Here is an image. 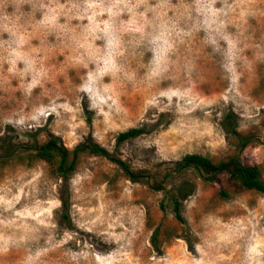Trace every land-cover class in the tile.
Listing matches in <instances>:
<instances>
[{"label":"rangeland","instance_id":"374dc122","mask_svg":"<svg viewBox=\"0 0 264 264\" xmlns=\"http://www.w3.org/2000/svg\"><path fill=\"white\" fill-rule=\"evenodd\" d=\"M51 135L158 174L238 153L264 180V0H0V144L21 145L0 150V264H264V192L190 174L181 222L104 156L57 176L33 149Z\"/></svg>","mask_w":264,"mask_h":264},{"label":"trees","instance_id":"16d2710c","mask_svg":"<svg viewBox=\"0 0 264 264\" xmlns=\"http://www.w3.org/2000/svg\"><path fill=\"white\" fill-rule=\"evenodd\" d=\"M238 118L234 112H229L223 122L224 128L235 135L243 145L249 142L238 130ZM145 132V128L133 127L118 134L117 141L121 144L133 139ZM14 145V146H13ZM21 145L6 141L0 144V150L6 151L4 155H12ZM35 156L46 160L52 167L53 172L64 179H69L77 170L81 158L86 154H97L108 158L116 163L125 174L133 181L148 184L154 190H163L166 199L162 201L161 207L165 209L168 205L172 207L176 217L181 222H186L183 214L184 201L196 190V183L190 174H195L206 182L218 181L222 174L227 173L229 182L239 188L264 192V180L258 165L244 163L238 153L230 155L226 159L213 160L202 153H186L181 159L171 163L163 173H154L147 168L135 169L127 160L119 157L107 147L95 141L91 136L69 148L58 135H51L44 142L33 146ZM224 197L228 192L220 190ZM67 213V200L64 201ZM159 230L154 232L153 242L157 245Z\"/></svg>","mask_w":264,"mask_h":264}]
</instances>
